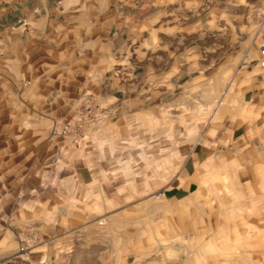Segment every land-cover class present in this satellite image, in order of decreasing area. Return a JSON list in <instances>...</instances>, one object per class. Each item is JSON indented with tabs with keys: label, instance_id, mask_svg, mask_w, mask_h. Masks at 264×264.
I'll use <instances>...</instances> for the list:
<instances>
[{
	"label": "crops",
	"instance_id": "obj_1",
	"mask_svg": "<svg viewBox=\"0 0 264 264\" xmlns=\"http://www.w3.org/2000/svg\"><path fill=\"white\" fill-rule=\"evenodd\" d=\"M263 45L264 0H0V264L143 257L93 247L95 235L77 230L81 217H67L83 202L91 157L77 143L129 140L147 119L169 120L187 91L180 82L210 79L214 66L226 79L230 49L256 76ZM87 106L80 132L51 138L58 114L73 126ZM26 230L38 239L21 252Z\"/></svg>",
	"mask_w": 264,
	"mask_h": 264
},
{
	"label": "rangeland",
	"instance_id": "obj_2",
	"mask_svg": "<svg viewBox=\"0 0 264 264\" xmlns=\"http://www.w3.org/2000/svg\"><path fill=\"white\" fill-rule=\"evenodd\" d=\"M236 54L228 50L225 80L214 66L210 79L180 82L177 91L184 83L187 91L169 120L147 119L129 140L77 143L91 157L77 194L83 202L67 217H81L77 230L95 235L88 244L142 254L134 264H264V68L252 76ZM89 108L75 120H90ZM58 115L52 139L77 133H65L70 118ZM37 239L23 231L18 249Z\"/></svg>",
	"mask_w": 264,
	"mask_h": 264
},
{
	"label": "built area",
	"instance_id": "obj_3",
	"mask_svg": "<svg viewBox=\"0 0 264 264\" xmlns=\"http://www.w3.org/2000/svg\"><path fill=\"white\" fill-rule=\"evenodd\" d=\"M261 55L264 57V45L262 46V49H261ZM260 64L262 65V66H264V58H262L261 60H260ZM87 112H90V108H89V106H87ZM76 123L77 124H75V126H72V125H70V124H66L65 126H64V132L66 133V132H70V131H75V132H80L82 129H83V126H84V120L82 119V118H80V119H78L77 121H76ZM26 248H21V252H26Z\"/></svg>",
	"mask_w": 264,
	"mask_h": 264
}]
</instances>
